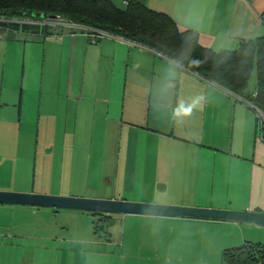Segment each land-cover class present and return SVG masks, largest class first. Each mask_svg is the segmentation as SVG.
Here are the masks:
<instances>
[{
  "label": "crops",
  "instance_id": "crops-1",
  "mask_svg": "<svg viewBox=\"0 0 264 264\" xmlns=\"http://www.w3.org/2000/svg\"><path fill=\"white\" fill-rule=\"evenodd\" d=\"M108 1L123 8L121 0ZM134 1L179 31L197 33L199 45L215 53L247 44L249 78L255 70L257 80L264 0ZM29 31L13 37L0 27V173L23 161L37 167L38 152L42 169L53 167L60 151L64 190H74L66 196L114 200L118 190L124 201L264 212V134L244 103L153 51L123 41L94 43L68 30ZM34 44L41 64L29 61ZM7 49L18 63L7 64ZM145 187L151 196L143 199ZM115 216L105 249L116 240L123 258L138 264L141 254L144 264H158L160 244L163 256L184 264V252L208 249L214 239L208 227L215 224L241 229L244 242L264 243V231L232 221L125 215L122 227L136 226L126 234L115 232Z\"/></svg>",
  "mask_w": 264,
  "mask_h": 264
},
{
  "label": "rangeland",
  "instance_id": "rangeland-1",
  "mask_svg": "<svg viewBox=\"0 0 264 264\" xmlns=\"http://www.w3.org/2000/svg\"><path fill=\"white\" fill-rule=\"evenodd\" d=\"M115 6L120 8L118 4ZM24 33H13V35H10L13 37H17L16 35H19L18 37H25ZM19 40L23 41V39ZM35 45L36 44L28 47L30 51L29 61L31 63L36 62L41 64L39 58L41 49ZM8 49L7 64L16 61L18 63V59L11 57H16L14 53L15 50L10 52ZM42 57L43 52L41 53V58ZM37 72L38 68L31 71V79L36 77ZM256 90V72L253 70L248 80L246 92L250 94ZM32 133H34L35 137L36 133L34 127ZM57 134L58 130L56 125L52 139H55ZM33 142H35V138ZM29 154L32 155V152L30 151ZM61 158L62 155L60 151H57V153L53 155V167L49 166L46 169H42L40 163L43 157L41 153L38 152L37 167L33 168L32 162L31 165H29L25 161H23L22 165L11 166L5 172L0 173V191L70 197L66 195L74 190H64L67 185L62 183ZM33 175L35 176L34 188L31 186ZM126 182L127 183L122 184H127L128 187L129 181L126 180ZM89 186L90 188L93 187L92 185ZM118 186H120L119 180ZM74 187L81 188L78 185ZM32 190H38L41 193H35ZM149 190L150 189L146 187L141 190L143 191V199L151 196V194H147ZM61 191L62 194H60ZM151 192L155 193V190L151 189ZM119 197L120 194L117 190V195L115 197L117 199L114 200H118ZM117 215V217L115 216V220H117L119 227L114 228V230L117 229L115 232L124 231L126 234H129L133 228L135 230L136 226L130 224L128 221L123 228L122 222L125 221V215ZM133 217L142 218V216ZM92 220L94 221L95 218L90 212L0 204V264H108L105 260L110 264H138V259L130 260L128 258H123L119 245L115 244L117 243L116 240H112L114 242L113 246L105 249V246L108 245V241L105 239L106 235L104 231L100 229L97 233L93 232ZM208 231L209 234H212L214 237L213 241L208 243V249L201 251L195 246L193 248L194 250L183 253L187 259L181 263L223 264V253L241 246L244 242L243 238H246L245 240L248 239V237L242 233L241 229H236L234 227L223 229L221 225L215 224L209 226ZM159 246L158 251L163 258L160 257V262L158 264H168L164 261L169 262L172 257H169V255L163 256L161 244ZM100 252L103 253L102 257L105 260H99V257L102 258L99 256ZM137 258H139L140 264H144L148 260L146 254L138 255ZM170 262H172L170 264H179L176 261Z\"/></svg>",
  "mask_w": 264,
  "mask_h": 264
},
{
  "label": "trees",
  "instance_id": "trees-1",
  "mask_svg": "<svg viewBox=\"0 0 264 264\" xmlns=\"http://www.w3.org/2000/svg\"><path fill=\"white\" fill-rule=\"evenodd\" d=\"M54 14L134 41L175 63L180 71L216 84L264 114V43L258 47L257 90L248 94L246 88L253 51L247 48V44L234 51L215 53L199 45L197 33L179 31L167 16L153 12L134 0L123 8L115 7L108 0H0V16L45 17ZM27 30L23 28L24 32ZM246 106L255 114L258 129L263 135L264 123H260L255 110ZM91 214L95 216L92 220L93 232L97 233L100 229L108 234L113 214ZM222 258L223 264H264V243L244 242L225 251Z\"/></svg>",
  "mask_w": 264,
  "mask_h": 264
},
{
  "label": "water",
  "instance_id": "water-1",
  "mask_svg": "<svg viewBox=\"0 0 264 264\" xmlns=\"http://www.w3.org/2000/svg\"><path fill=\"white\" fill-rule=\"evenodd\" d=\"M0 204L79 210L99 214H121L164 218H199L232 221L264 231V212L233 211L85 197H65L0 191Z\"/></svg>",
  "mask_w": 264,
  "mask_h": 264
},
{
  "label": "built area",
  "instance_id": "built-area-1",
  "mask_svg": "<svg viewBox=\"0 0 264 264\" xmlns=\"http://www.w3.org/2000/svg\"><path fill=\"white\" fill-rule=\"evenodd\" d=\"M131 0H121V4L123 7H127ZM260 22L264 25V13L260 16ZM0 25H3L8 30L13 33H24L23 28H27L28 30L25 33H30V29H39L42 31L45 30H68L71 34H75L77 32L82 33L93 39L94 43H98L102 39H108L113 41H123L126 42L129 46H135L140 48H145L140 44L135 43L134 41L127 40L123 37L111 34L101 29H97L94 27H89L83 24L75 23L69 20L67 17L54 14L45 17H7L0 16ZM42 33V32H41ZM149 50V49H147ZM155 53V52H153ZM156 54V53H155ZM232 98H235L249 107H251L257 113V117L260 120V123H264V114L261 113L258 109H256L253 105L243 101L240 97L232 94L231 92L226 91ZM261 142L264 144V135L261 137Z\"/></svg>",
  "mask_w": 264,
  "mask_h": 264
},
{
  "label": "flooded vegetation",
  "instance_id": "flooded-vegetation-1",
  "mask_svg": "<svg viewBox=\"0 0 264 264\" xmlns=\"http://www.w3.org/2000/svg\"><path fill=\"white\" fill-rule=\"evenodd\" d=\"M108 215V214H107ZM95 217V216H94Z\"/></svg>",
  "mask_w": 264,
  "mask_h": 264
}]
</instances>
